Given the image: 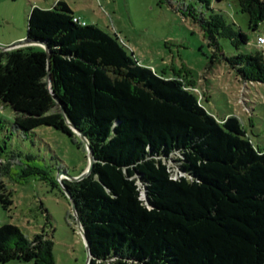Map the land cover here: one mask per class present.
Returning <instances> with one entry per match:
<instances>
[{"label":"trees","instance_id":"1","mask_svg":"<svg viewBox=\"0 0 264 264\" xmlns=\"http://www.w3.org/2000/svg\"><path fill=\"white\" fill-rule=\"evenodd\" d=\"M199 1L210 16L190 12L215 50L213 62L224 58L244 82L264 85V51L226 58L220 39L240 50L249 37L214 11L212 0ZM237 2L250 29L259 30L264 0ZM76 19L64 0L53 9L34 6L28 40L49 48L52 89L96 160L89 178L63 181L91 264H264V150L242 121L217 119L186 81L140 65L117 35ZM47 77L44 47L1 52L0 103L11 107L24 133L49 126L72 137ZM14 160L0 155V173ZM170 161L183 176H173ZM31 175L50 178L46 169H23L22 177ZM0 204L14 205L2 180ZM12 260L56 264L54 242L45 232L29 239L18 226L3 225L0 264Z\"/></svg>","mask_w":264,"mask_h":264},{"label":"rangeland","instance_id":"2","mask_svg":"<svg viewBox=\"0 0 264 264\" xmlns=\"http://www.w3.org/2000/svg\"><path fill=\"white\" fill-rule=\"evenodd\" d=\"M57 1L0 0V47L12 48L25 42L33 6L53 9ZM64 1L85 23L117 35L140 65L164 78L186 81L217 119L239 118L248 138L264 150V85L244 82L224 58L213 62L215 50L190 12L209 17L206 5L199 0ZM212 9L249 37L248 45L240 50L230 40L220 39L226 58L239 52L264 51V46L258 45V38L264 37V24L257 31L251 30L249 16L241 12L237 0H212ZM14 122V111L0 103V155L5 160L15 157L8 173H0L14 201L10 210L0 204V227L16 225L29 239L45 232L54 242L56 264H87L81 229L58 178L63 172L67 177L63 175L61 181L72 182L88 170L90 158L84 140L70 126L72 137L49 126L24 133L15 128ZM169 165L175 178L183 176L175 162ZM27 166L46 169L50 178L22 177Z\"/></svg>","mask_w":264,"mask_h":264},{"label":"water","instance_id":"3","mask_svg":"<svg viewBox=\"0 0 264 264\" xmlns=\"http://www.w3.org/2000/svg\"><path fill=\"white\" fill-rule=\"evenodd\" d=\"M35 45H39V46H42L45 48L46 52H47V56H48V77H47V83H48V87H49V90L51 91V94L53 95L54 99L56 100V102L61 106L62 108V113L63 115L65 116L66 120H67V123L68 125L73 129L75 130L80 136L81 138L84 140L86 146H87V149H88V153H89V158H90V166L88 168V170L80 177L78 178H74L72 179V182H79V181H82L86 178H89L92 171L94 170V166H95V163H96V160H95V157H94V154H93V151H92V148H91V145H90V142L89 140L87 139V137L81 132L79 131L69 120L68 118L66 117V113H65V109L64 107L62 106L61 104V101L60 99L58 98V96L54 93L53 89H52V73H51V54H50V50L49 48H47L46 46L38 43V42H35V41H31V40H26L25 42L21 43L20 45H17L15 47H12V48H2L0 47V51L1 52H10L12 49H17V48H25V47H30V46H35ZM65 175V177H67V175L63 172H60V174L58 175V178H59V181L62 185V189H63V192L67 195V197L69 198L72 206H73V209H74V212H75V216H76V220H77V223L81 229V232H82V235H83V239H84V242H85V245H86V248H87V253H88V262L87 264H91V261L93 259V256H92V252H91V246H90V243H89V240H88V237H87V234L85 232V229H84V226H83V223L81 221V218L78 214V211H77V207H76V204L72 198V195L69 193V191L67 190L65 184L63 181H61V177ZM145 195V198L147 199V196L146 194Z\"/></svg>","mask_w":264,"mask_h":264},{"label":"built area","instance_id":"4","mask_svg":"<svg viewBox=\"0 0 264 264\" xmlns=\"http://www.w3.org/2000/svg\"><path fill=\"white\" fill-rule=\"evenodd\" d=\"M76 20L81 21L80 19H76ZM81 22H82V21H81ZM258 45H259V46H264V37H259V38H258Z\"/></svg>","mask_w":264,"mask_h":264},{"label":"crops","instance_id":"5","mask_svg":"<svg viewBox=\"0 0 264 264\" xmlns=\"http://www.w3.org/2000/svg\"><path fill=\"white\" fill-rule=\"evenodd\" d=\"M58 2V1H57ZM35 7H38V6H36V5H34ZM33 6V7H34ZM71 8V7H70ZM72 9V8H71ZM76 14V13H75ZM77 16V18H79L82 22H84L78 15H76Z\"/></svg>","mask_w":264,"mask_h":264}]
</instances>
